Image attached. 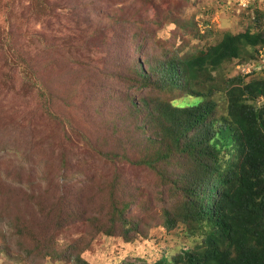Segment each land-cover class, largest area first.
Here are the masks:
<instances>
[{
  "label": "rangeland",
  "instance_id": "374dc122",
  "mask_svg": "<svg viewBox=\"0 0 264 264\" xmlns=\"http://www.w3.org/2000/svg\"><path fill=\"white\" fill-rule=\"evenodd\" d=\"M246 2L0 0V264H146L202 242L197 229L158 221L163 208L183 211L186 187L172 181L182 158L139 163L158 144L133 104L162 93L154 82L136 88L135 72L264 26V0ZM242 62H225L208 81L242 74ZM184 95L168 98L181 105ZM219 107L224 116L223 98ZM203 153L211 159V147ZM135 199L155 225L147 239L116 228Z\"/></svg>",
  "mask_w": 264,
  "mask_h": 264
},
{
  "label": "trees",
  "instance_id": "16d2710c",
  "mask_svg": "<svg viewBox=\"0 0 264 264\" xmlns=\"http://www.w3.org/2000/svg\"><path fill=\"white\" fill-rule=\"evenodd\" d=\"M261 50L263 24L254 31L225 32L220 41L199 52L168 53L157 64L148 62L147 70L141 64L136 69V88L152 89L154 82L162 93L150 100V95L142 96L144 108L133 104L145 110L158 140L149 137L150 144L158 146L139 163L171 167L175 155L182 158L172 181L186 187L183 211L172 214L163 208L158 221L169 228L183 223L186 230L197 229L202 236L201 243L182 248L171 260L163 254L146 264H264V104L256 102L264 97V76L246 80L242 71L225 82L208 81L225 62L259 63L256 52ZM177 89L185 92L181 105L168 98ZM222 98L226 114L218 116ZM206 146L211 147L210 160L203 153ZM131 205L137 210L116 228L126 238H149L155 225L138 210L140 199ZM116 212L124 213V208ZM114 222V217L109 219V233Z\"/></svg>",
  "mask_w": 264,
  "mask_h": 264
},
{
  "label": "clouds",
  "instance_id": "9594fccd",
  "mask_svg": "<svg viewBox=\"0 0 264 264\" xmlns=\"http://www.w3.org/2000/svg\"><path fill=\"white\" fill-rule=\"evenodd\" d=\"M261 53V52H260ZM263 53H264V50H263ZM263 58L264 57H262L261 55L259 56V63H257V64H253V67H252V69L254 70V69H256L257 71L255 72V73H257V72H259V71H261L263 68H264V61H263ZM240 65V64H239ZM248 65V64H247ZM246 65V66H247ZM245 66V67H246ZM239 67V66H238ZM242 67H243V65H242ZM252 70V71H253ZM243 71V70H242ZM251 71V72H252ZM246 74H248V75H250V74H252V73H250V72H245Z\"/></svg>",
  "mask_w": 264,
  "mask_h": 264
},
{
  "label": "built area",
  "instance_id": "2783aa9c",
  "mask_svg": "<svg viewBox=\"0 0 264 264\" xmlns=\"http://www.w3.org/2000/svg\"><path fill=\"white\" fill-rule=\"evenodd\" d=\"M240 2H241V4H243V5H246V4H247L246 0H240ZM260 52H261V56L264 57L263 50H261ZM263 61H264V58H263ZM249 66H250V65H247L246 67L243 66V67H242V70H243L244 72H251L253 69H251Z\"/></svg>",
  "mask_w": 264,
  "mask_h": 264
}]
</instances>
